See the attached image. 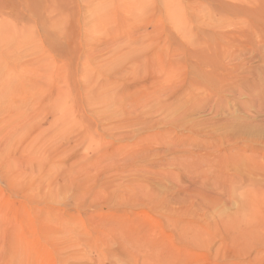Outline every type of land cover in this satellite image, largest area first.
Masks as SVG:
<instances>
[{"label": "rangeland", "instance_id": "1", "mask_svg": "<svg viewBox=\"0 0 264 264\" xmlns=\"http://www.w3.org/2000/svg\"><path fill=\"white\" fill-rule=\"evenodd\" d=\"M0 264H264V0H0Z\"/></svg>", "mask_w": 264, "mask_h": 264}, {"label": "bare ground", "instance_id": "2", "mask_svg": "<svg viewBox=\"0 0 264 264\" xmlns=\"http://www.w3.org/2000/svg\"><path fill=\"white\" fill-rule=\"evenodd\" d=\"M233 8H234V6H233ZM234 10V9H233ZM211 28V27H210ZM215 32V31H214Z\"/></svg>", "mask_w": 264, "mask_h": 264}]
</instances>
